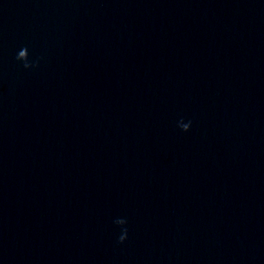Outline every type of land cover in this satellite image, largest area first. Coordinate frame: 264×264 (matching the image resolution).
Returning a JSON list of instances; mask_svg holds the SVG:
<instances>
[{"label":"water","instance_id":"water-1","mask_svg":"<svg viewBox=\"0 0 264 264\" xmlns=\"http://www.w3.org/2000/svg\"><path fill=\"white\" fill-rule=\"evenodd\" d=\"M0 264H264V0H0Z\"/></svg>","mask_w":264,"mask_h":264},{"label":"clouds","instance_id":"clouds-1","mask_svg":"<svg viewBox=\"0 0 264 264\" xmlns=\"http://www.w3.org/2000/svg\"><path fill=\"white\" fill-rule=\"evenodd\" d=\"M121 240H122V238H121Z\"/></svg>","mask_w":264,"mask_h":264}]
</instances>
